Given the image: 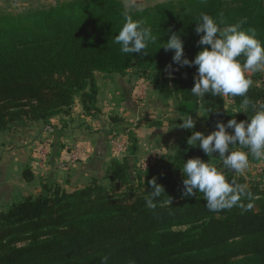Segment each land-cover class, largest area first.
I'll return each instance as SVG.
<instances>
[{
	"label": "trees",
	"instance_id": "16d2710c",
	"mask_svg": "<svg viewBox=\"0 0 264 264\" xmlns=\"http://www.w3.org/2000/svg\"><path fill=\"white\" fill-rule=\"evenodd\" d=\"M197 9L175 14L173 3L148 11L129 12L152 28L157 42L148 54H124L115 37L125 23L124 5L117 0H75L66 6L27 16L0 20V131L20 121L48 123L58 114H68L80 96L88 114L96 112V73L154 72L153 83L167 97L179 101L183 116L205 114V136L218 122L249 120L241 112L243 97H231L235 109H227L224 97L191 94L198 66L173 63L174 51L162 46L173 32L184 42V55L192 60L204 47L197 41L196 18L207 13L223 21L222 27L243 23L256 29L264 41V0H188ZM176 5V4H175ZM171 29V31H169ZM171 65V67H169ZM179 68L178 71L176 69ZM173 70L175 76L166 78ZM145 74V73H144ZM264 105V87L255 84L247 94ZM231 133L233 130L228 129ZM209 157L198 145L174 157L162 156L144 173L134 176L128 163L114 164L103 180L74 192L54 184L45 185L37 197L28 198L0 213V264H264V188L256 183L252 208L209 211L203 194L183 195L181 170L188 159L205 162ZM253 159V158H252ZM253 161H258L254 159ZM233 176L239 184L246 181ZM156 178L165 192L146 206ZM102 180V182H103ZM121 193L113 194L121 187ZM196 223L186 231L174 225Z\"/></svg>",
	"mask_w": 264,
	"mask_h": 264
},
{
	"label": "crops",
	"instance_id": "0c3cea01",
	"mask_svg": "<svg viewBox=\"0 0 264 264\" xmlns=\"http://www.w3.org/2000/svg\"><path fill=\"white\" fill-rule=\"evenodd\" d=\"M117 1L124 7L136 3ZM137 1L149 9L170 0ZM95 79L94 114L77 96L68 114L45 124L20 120L0 131V213L39 196L45 185L74 192L103 180L114 164L145 170L155 159L174 157L191 146L188 138L196 130L179 127V101L161 93L148 73H96ZM204 117L200 111L192 118L205 135ZM47 126L54 132H46Z\"/></svg>",
	"mask_w": 264,
	"mask_h": 264
},
{
	"label": "clouds",
	"instance_id": "9594fccd",
	"mask_svg": "<svg viewBox=\"0 0 264 264\" xmlns=\"http://www.w3.org/2000/svg\"><path fill=\"white\" fill-rule=\"evenodd\" d=\"M125 23L115 37V43L120 45L124 54H148L150 44L157 42V36L149 26L141 20H134L127 6L123 12ZM195 32L203 34L197 41L204 46L190 60L184 55V42L180 34L172 33L161 47L166 51H174L173 63L184 66H198L195 84L191 94L204 99L206 94L213 97H243L241 112L248 113L249 120L237 122L231 119L227 124L218 122L217 130L209 135L193 132L188 138V144L199 146L209 157L216 156L222 162V168L205 162L201 158H192L184 162L181 170L183 180V195L194 196L197 191L203 194L209 211L218 212L238 207L242 211L251 210L253 194L246 185L236 182L233 176L229 179L225 170L243 174L250 164V157L264 160V105L254 102L247 94L253 86V80L248 73L264 72V41L257 37L256 29L244 28L243 21L222 27L223 21L207 13H201L196 18ZM171 31V29H169ZM171 67V65H169ZM179 68L176 69L178 71ZM183 123L179 127L194 129L195 121L192 115L182 116ZM228 129L233 131L230 133ZM152 191L146 199L149 209L156 208V201L165 188L157 183L156 178L148 181ZM109 257L104 256L101 264H108Z\"/></svg>",
	"mask_w": 264,
	"mask_h": 264
},
{
	"label": "rangeland",
	"instance_id": "374dc122",
	"mask_svg": "<svg viewBox=\"0 0 264 264\" xmlns=\"http://www.w3.org/2000/svg\"><path fill=\"white\" fill-rule=\"evenodd\" d=\"M75 0H70V1H63V0H52V1H48V0H0V20L4 21L3 19L6 18L7 16H27V15H32L38 11H48L50 9H56L57 7H61V6H66L68 3H71ZM136 3L135 4H131L130 6L127 7L129 12H142V11H148L151 8L147 9V8H140V4L137 3L138 1L135 0ZM146 1V0H144ZM181 1V2H180ZM188 1V0H186ZM183 0H170L163 4H169V3H173L174 5V9H172V11L175 14H187L190 11V9H197V7H192L190 8L189 5L184 4ZM228 1V3L231 2V0H225ZM128 2V0H127ZM176 4V5H175ZM43 6V7H41ZM140 8V9H139ZM154 8V7H153ZM19 18V17H18ZM128 71L130 72H136V69H129ZM144 73H148L151 77L154 76V72L148 70L146 72H139L138 74H144ZM248 75L251 77V79L253 80V84H255L257 87H261L262 82L264 81V72L261 73H248ZM165 76L168 79H171L175 76V72L173 70H169L165 72ZM231 97H224L225 102H226V108L227 109H233L235 110V112L237 111V109H235L233 103L231 102ZM197 123L195 122V130L197 131ZM194 130V131H195ZM188 131V130H187ZM158 159H155L151 165ZM254 159H252L250 157V164H249V168L243 173V174H239V173H233L236 178L239 179H243L246 181V187L250 188L252 185L258 183L261 185V188H264V164H259L258 162L253 161ZM211 163L218 167V168H222V162L220 160H211ZM134 176L136 177L138 173L141 172L144 173L145 170H148V168L141 169V167H135L134 168ZM225 172H228L227 170H225ZM230 172V171H229ZM101 185L106 186L108 189L113 188L114 184L112 183V181L109 180H100ZM123 190H125V187H121L120 190L112 192L113 194H117V193H121ZM197 224L196 223H183V224H177L174 225V227L172 228L173 231H186V230H190L193 229L194 227H196Z\"/></svg>",
	"mask_w": 264,
	"mask_h": 264
},
{
	"label": "built area",
	"instance_id": "2783aa9c",
	"mask_svg": "<svg viewBox=\"0 0 264 264\" xmlns=\"http://www.w3.org/2000/svg\"><path fill=\"white\" fill-rule=\"evenodd\" d=\"M45 131L48 132V133H53L54 132V128L50 127V126H47L45 128Z\"/></svg>",
	"mask_w": 264,
	"mask_h": 264
}]
</instances>
